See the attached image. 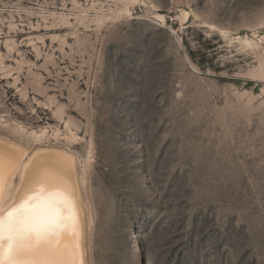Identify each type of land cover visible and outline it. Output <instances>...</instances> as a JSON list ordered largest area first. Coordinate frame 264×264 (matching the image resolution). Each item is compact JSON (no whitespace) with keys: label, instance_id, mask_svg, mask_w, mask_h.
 I'll return each mask as SVG.
<instances>
[{"label":"rangeland","instance_id":"obj_1","mask_svg":"<svg viewBox=\"0 0 264 264\" xmlns=\"http://www.w3.org/2000/svg\"><path fill=\"white\" fill-rule=\"evenodd\" d=\"M263 70L264 0H0V137L76 153L87 264H264Z\"/></svg>","mask_w":264,"mask_h":264},{"label":"bare ground","instance_id":"obj_2","mask_svg":"<svg viewBox=\"0 0 264 264\" xmlns=\"http://www.w3.org/2000/svg\"><path fill=\"white\" fill-rule=\"evenodd\" d=\"M246 41L252 46L250 40ZM18 130L23 137L28 138V141L0 137V213L15 207L27 195H31V189H38L40 185L35 183L36 180L45 179L47 183L43 186L49 192H60L70 199L76 224L75 232L71 228L65 230L56 238L59 240L58 247L55 241L53 246L67 264H87L85 234L88 225H86L87 215L85 216L84 202L82 203L81 198V179L76 153L67 148L46 144L49 135L45 131L38 133L28 132L22 128ZM36 142L38 145L30 151L33 143ZM18 172H20L19 183L11 193V180ZM134 234L136 240L133 256L136 257V264H142L140 240L138 235ZM43 258H47L44 250L25 251L15 257V260L18 264H29L34 259ZM2 264H11V261L5 257Z\"/></svg>","mask_w":264,"mask_h":264},{"label":"snow or ice","instance_id":"obj_3","mask_svg":"<svg viewBox=\"0 0 264 264\" xmlns=\"http://www.w3.org/2000/svg\"><path fill=\"white\" fill-rule=\"evenodd\" d=\"M35 183L40 185L38 189H31V195L0 213V264L5 257L11 264H18L15 257L19 254L41 250L47 258L34 259L29 264H67L53 245L55 241L58 247L56 238L65 230L76 231L71 201L60 192H49L43 178Z\"/></svg>","mask_w":264,"mask_h":264}]
</instances>
